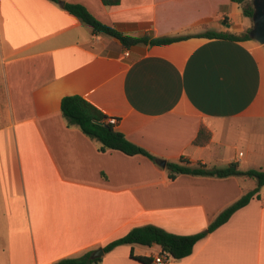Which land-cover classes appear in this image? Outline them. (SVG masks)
Segmentation results:
<instances>
[{"label": "crops", "instance_id": "1", "mask_svg": "<svg viewBox=\"0 0 264 264\" xmlns=\"http://www.w3.org/2000/svg\"><path fill=\"white\" fill-rule=\"evenodd\" d=\"M62 1L127 35L189 37L126 47L52 0H0V264H54L148 224L195 234L256 186L247 176L171 178L158 159L264 169V44L199 36L252 27L241 3ZM74 94L156 160L100 151L61 112ZM201 128L209 139L195 143ZM132 250L155 264L161 246L119 245L98 264H144ZM168 264H264V185Z\"/></svg>", "mask_w": 264, "mask_h": 264}, {"label": "trees", "instance_id": "2", "mask_svg": "<svg viewBox=\"0 0 264 264\" xmlns=\"http://www.w3.org/2000/svg\"><path fill=\"white\" fill-rule=\"evenodd\" d=\"M61 4L71 14L77 16L82 22L89 25L94 33L106 34L115 37L121 41V43L129 47L138 43L145 44H167L177 40L186 39L189 36H164L150 38L147 36H131L118 31L113 26L103 23L96 18L86 6L80 3L63 2L62 0H52ZM106 6L117 5L121 0H101ZM241 3L243 6L244 14L252 19L254 7L252 0H233ZM248 28L241 34H235L229 31H207L199 34V36L207 38H221L234 41H244L252 39L250 36V30ZM61 112L68 125H76L81 131L91 137L100 141L99 150L105 152L107 150H119L127 155H145L151 160L155 161L156 157L142 146L137 145L127 138V136L117 130L115 125L108 121V115L100 110L93 103L85 99L81 95H66L61 101ZM205 129L201 128L199 137L195 140L198 143L201 138L208 140L209 137L205 136ZM167 168L169 169V176L174 178L177 174H191V175H204L215 177H228V176H247L256 180V186L241 196L238 200L221 211L217 217L209 224V226L195 234H176L166 229L153 225H143L133 227L125 235L116 238L105 246L103 250L105 253L113 250L115 247L123 244H140L146 246H152L154 244L161 246V253H168L173 259H181L190 255L193 251L194 245L214 231L217 227L224 224L229 220L231 215L247 205L254 197H259L261 187L264 185V169L253 168L246 171L239 169L237 163H230L225 167H207V165L199 162L192 165L191 162L181 157L179 162H167ZM93 251H89L82 256L64 258L54 264H98L102 261L103 256L92 257ZM131 257L141 261L144 264H152V257L137 255L134 250L131 251Z\"/></svg>", "mask_w": 264, "mask_h": 264}, {"label": "water", "instance_id": "3", "mask_svg": "<svg viewBox=\"0 0 264 264\" xmlns=\"http://www.w3.org/2000/svg\"><path fill=\"white\" fill-rule=\"evenodd\" d=\"M254 12L252 16V28L250 30V36L252 39L257 40L260 44H264V0H252ZM157 162L161 166L166 165V160L158 159ZM103 248L95 250L92 257H99L104 254Z\"/></svg>", "mask_w": 264, "mask_h": 264}, {"label": "built area", "instance_id": "4", "mask_svg": "<svg viewBox=\"0 0 264 264\" xmlns=\"http://www.w3.org/2000/svg\"><path fill=\"white\" fill-rule=\"evenodd\" d=\"M108 121L114 125L118 123L116 117H109ZM171 260H172V256L169 255L168 253H160L155 257L154 262L155 264H168Z\"/></svg>", "mask_w": 264, "mask_h": 264}, {"label": "rangeland", "instance_id": "5", "mask_svg": "<svg viewBox=\"0 0 264 264\" xmlns=\"http://www.w3.org/2000/svg\"><path fill=\"white\" fill-rule=\"evenodd\" d=\"M0 73H1V69H0ZM2 94H3V85H2V80L0 78V98H2ZM2 111H3V106H2V102H1V104H0V125L3 123ZM251 180H252L251 182L255 181L254 179H251ZM2 214H3V211L0 208V233H1V226L3 225V215ZM1 237L2 236H0V238ZM157 246H158V249H160V246L159 245H157Z\"/></svg>", "mask_w": 264, "mask_h": 264}]
</instances>
